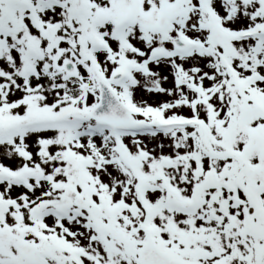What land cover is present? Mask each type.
Listing matches in <instances>:
<instances>
[{
  "label": "snow or ice",
  "instance_id": "6c2138e0",
  "mask_svg": "<svg viewBox=\"0 0 264 264\" xmlns=\"http://www.w3.org/2000/svg\"><path fill=\"white\" fill-rule=\"evenodd\" d=\"M0 264H264V0H0Z\"/></svg>",
  "mask_w": 264,
  "mask_h": 264
}]
</instances>
